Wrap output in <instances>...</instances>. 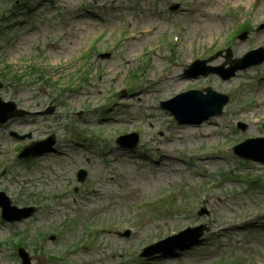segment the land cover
Instances as JSON below:
<instances>
[{"label": "rangeland", "instance_id": "374dc122", "mask_svg": "<svg viewBox=\"0 0 264 264\" xmlns=\"http://www.w3.org/2000/svg\"><path fill=\"white\" fill-rule=\"evenodd\" d=\"M19 1L0 0V98L32 113L0 124V190L35 211L0 217V264L20 263L22 238L31 264H264V164L232 154L243 139L264 137V61L227 79L184 73L195 59L221 65L227 47L233 59L262 50L264 0ZM243 20L246 37L228 41ZM205 87L228 95L221 114L178 123L159 106ZM50 101L53 111L39 113ZM11 131L50 135L54 148L18 161L28 139ZM132 132L135 148L116 143ZM189 222L208 228L198 242L137 257Z\"/></svg>", "mask_w": 264, "mask_h": 264}, {"label": "water", "instance_id": "95a60500", "mask_svg": "<svg viewBox=\"0 0 264 264\" xmlns=\"http://www.w3.org/2000/svg\"><path fill=\"white\" fill-rule=\"evenodd\" d=\"M241 38H244V35H242ZM262 51H263L262 56L252 63L243 64L241 63V60H231V62L234 63L235 65L227 73L223 69L224 64H222L219 67L212 68V69L207 68L206 70L201 71V72H195V73L189 72V73L190 75H193V76H196L198 74L206 75L209 70H212L213 72H216L218 75H220L223 79H227L231 77L232 75H234L236 70L243 69L249 65L256 64V63L263 61L264 60V50ZM254 52H257V51H252L248 55L253 54ZM230 56L231 54L229 52L226 55V59L227 60L230 59ZM204 64H205L204 61L202 62L196 61L195 65L193 66L203 67ZM206 92L207 94L205 95V94H202L201 91L190 90V91L181 93L170 100L161 102V106L165 109L170 110L173 113V115L176 117V119L179 120L180 122H197L201 118H207L211 115L219 114L222 111L223 105L228 101L227 96L218 94L209 88L206 89ZM3 107H5V110L2 109ZM25 113L26 112L24 110L16 109L14 103L12 102L5 103L0 100V122H4L10 117L20 116ZM195 113H201L202 115L198 117L197 119H189V117ZM242 128H244L243 125H242ZM131 136L135 139H133L131 142L130 141L124 142V140H127ZM46 142H49V144L45 149L36 150V148H33V150L32 149L25 150L22 152L20 156L22 157V156L29 155L31 153H38L43 150H48L51 147L53 140L49 139ZM118 142L121 145H127L130 147L135 146L137 143L135 135H127V136L120 137L118 139ZM41 144L42 143L39 142V143H36L35 145L39 147ZM233 151L241 157L249 158L252 160H257V161L264 163V138L247 139L245 142L235 147ZM80 173H81L80 174L81 179H83L84 172H80ZM0 206L2 207V217L6 219H19L21 217H25L29 214L28 211L32 210V208H28L27 209L28 211H26L25 209L16 210V207L11 205L9 198L5 196L2 192H0ZM13 210L18 211V214L12 215L11 212ZM196 229L198 230V233L194 237L195 239H197L202 234L204 227L201 226ZM176 247L177 245H172L166 249H162V250L159 249V250H154L151 252H149V248H145L143 252L140 254V256H147V255H150L156 252H169ZM22 255L24 257V264H28V258L26 257L25 254H22Z\"/></svg>", "mask_w": 264, "mask_h": 264}, {"label": "bare ground", "instance_id": "6f19581e", "mask_svg": "<svg viewBox=\"0 0 264 264\" xmlns=\"http://www.w3.org/2000/svg\"><path fill=\"white\" fill-rule=\"evenodd\" d=\"M175 84V82H173V85Z\"/></svg>", "mask_w": 264, "mask_h": 264}]
</instances>
